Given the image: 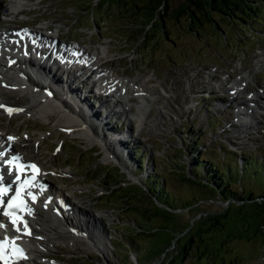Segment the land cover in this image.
I'll return each mask as SVG.
<instances>
[{
    "label": "rangeland",
    "instance_id": "374dc122",
    "mask_svg": "<svg viewBox=\"0 0 264 264\" xmlns=\"http://www.w3.org/2000/svg\"><path fill=\"white\" fill-rule=\"evenodd\" d=\"M89 1L0 0V30L9 28L20 33L48 24L51 31L42 32L57 35L60 42L78 41L91 53L109 50L105 66L118 72L124 82L140 77V84L148 90L145 99L138 103V98L130 93L132 89H128L130 96L124 95L131 97L127 104L134 111L126 115L132 117V123L124 117L115 122L104 119V113L97 111L99 117L92 126L86 123L92 121L91 112L81 116L58 101L78 126L83 123L92 130L89 138L71 135L55 123L52 112L56 107L50 105L40 109L49 115L30 112L7 117L0 111V132L4 129L10 134L30 136L26 143L15 147L28 160L43 165L41 176L52 188L60 189L70 201L88 210L90 216L104 211L101 218L95 216L98 228L94 227V234L104 233L102 246L106 253L98 251L86 237L75 240L64 236L49 254L61 257L62 260L56 259L60 264H169L170 259V264H264V204H259L258 199L226 202L225 198L208 194L210 191L198 184V178L191 182L184 176H196L191 171L196 164L192 157L199 154L200 162L208 160L220 171L228 172L226 182L239 195L257 196L264 190V182L255 176V165L259 170L264 166V109L253 106L252 115L242 118H234L231 109L227 110L229 118H225L223 109L234 103L225 104L233 92L230 87L234 88V81L241 77L249 90L236 97L249 101L255 96L253 102L264 105V31L250 37L243 26L216 16L212 18L217 25L209 20L195 28L188 22L186 12L174 16L173 11L184 0H167L163 26L157 21L141 38L139 27L144 26V16H148L143 10L148 9L146 0H93L91 5ZM19 4L22 6L17 12L13 9L5 14L12 5L17 8ZM20 11L25 12L15 14ZM198 69L206 81L201 80L202 76L198 78ZM148 79L152 83L143 82ZM126 87L134 86L128 83ZM18 91L0 84L6 104L30 101ZM257 93L260 95H254ZM115 95L109 98L114 99ZM90 100L96 103L86 101L94 110L97 101ZM216 100L223 101V105ZM73 103L78 109L79 105ZM214 104L216 108H212ZM138 107L147 112L143 120L138 116ZM106 120H111L107 127L103 124ZM240 120H245L246 130L235 126ZM101 124L103 135L98 137L94 132L100 130ZM109 128L121 132L109 135ZM122 132L125 135L116 139L117 145L111 138ZM103 142L109 146V154ZM57 145L61 147L56 149ZM140 157L142 172L135 173V177L134 168ZM154 170V177L159 176L168 190L170 201L163 197L160 203L155 201L150 189L152 181L144 177L154 174ZM165 204L174 209H166ZM225 209L224 217H219ZM206 214L220 220L216 223V218ZM189 238L191 246L183 259H172L175 250Z\"/></svg>",
    "mask_w": 264,
    "mask_h": 264
},
{
    "label": "bare ground",
    "instance_id": "6f19581e",
    "mask_svg": "<svg viewBox=\"0 0 264 264\" xmlns=\"http://www.w3.org/2000/svg\"><path fill=\"white\" fill-rule=\"evenodd\" d=\"M14 6L15 5H12L9 8L8 13H12L14 10L17 12L22 5L19 4L17 8ZM43 30L51 31L50 25L45 24L44 26H39V29H25L20 32V35H17V33L13 32V30H10L9 28L0 30V84H3L4 86L8 85L9 89L12 90H19L22 92V94L29 97L30 99L29 102L24 104H22L23 102L17 103L15 106L16 109H14L11 114H9V111L6 112V116L10 117L16 115L17 110V114H31L30 112H32V115H49V112L40 109L45 105H50L56 107V110L52 112L56 118L54 121L55 123H60L63 129L71 132V135H84L86 138L91 136L92 130L87 129L85 127L86 125L83 123L78 126L75 120L71 118L68 113H66L68 110L61 103L67 106V108L71 107L73 111H77L81 116L86 117L87 114L91 112L92 121L89 120L86 123L91 124L92 126L96 124V119L98 120L99 116L97 111L104 113V119H112L113 121H116L117 119L124 117L125 120H128V122L132 123V117L129 115L127 116L126 113H130V110H134V108L127 104L130 103L131 100L130 98H125L124 95H129L128 89H132L130 93H132V96L138 98L137 103L143 101L146 95L145 92L147 93L148 90L146 91V87L140 84L142 79L136 76L133 78L131 77V80L127 82L120 80L118 76L119 73L117 71V73H114L111 71V69L107 68L109 66H105V64L108 63V61H106V57L109 50L102 52L95 50V53H91L78 41L60 42L58 41L57 35L55 36L50 33L44 34V32H42ZM28 39L35 41L41 47L40 53H43L45 61L36 63L35 60H32L33 58H29L32 61L24 62V58H18L20 57L19 55L15 56L13 54L17 49L11 47V43L16 42L19 45L18 47L20 48L17 50V52L20 53L24 47H30ZM54 51L66 60V64L58 63L55 59H52L51 62L49 61L50 54ZM71 52L77 54L78 58L72 59L70 54ZM4 60L7 63H4ZM70 61L71 63L69 64ZM48 62H50L49 66L46 65ZM184 73L185 71L183 74ZM200 73L201 71L198 69V78L199 76H202L203 78L201 77V80L206 81V78L204 79V75H200ZM62 74L65 75L64 79L61 77ZM94 74L96 75L97 80L100 81V84H106L109 86L108 89H102L99 87L102 89V91L101 94H98V96H94V92H92L94 80H90V77H92ZM211 79L214 78L211 77ZM226 80L228 79L226 78ZM143 82L148 84L152 83V80L148 79L144 80ZM193 82L194 81L191 83ZM128 83L133 84L134 87H126ZM234 85V88L230 87L233 92L230 93V96L228 99H226L225 104L228 102L234 103L227 104L223 108L226 111L225 118H229L230 112L227 111L228 109H231L230 111H234L232 112L234 113L233 116L235 115L234 118H242L243 115L251 116L253 106L258 107L260 110L264 109L263 104L259 105V103L250 100V102L247 101L246 98L240 100L236 97L238 93L249 90L248 86L245 84L244 77H241L239 80L236 79L234 81ZM193 86L195 85L193 84L192 87ZM36 89L38 91H36ZM67 89L69 90L66 94L64 93V90ZM237 89H239V92L235 91ZM110 90H112V93H110ZM234 91L236 92L235 94ZM1 94L2 93L0 92V105L3 106L5 105V100L3 99L7 98ZM71 94L72 96L70 97ZM114 94H116L115 99H110L109 97L113 96ZM254 95L259 96L260 94L257 93ZM89 97L97 101V108L94 110H92V108H90V104L86 102L89 100L91 105H96V103L92 102ZM254 97L252 98L254 99ZM111 100L113 101L111 102ZM72 101L79 105L78 109L74 107V103ZM215 103L223 105V101L221 100H216ZM56 104H58L60 109H57ZM120 105L123 106V111L117 112L115 107ZM3 107H0V111L2 109V112L5 113ZM212 108H216V104H214ZM142 109L143 108L138 107V116L143 120V117L147 112H145V109ZM104 119L102 120L103 122ZM240 121L241 122L237 123L235 126H237V129L239 130L243 128L246 130L247 125L244 124L245 120ZM226 122L228 123L229 119H226ZM102 128L104 127L101 124L100 130H97L94 132V134L96 136H102ZM140 130L141 128L139 131ZM126 131L127 134H129V130L126 129ZM103 132L105 133L104 130ZM138 134L140 133L138 132ZM8 135L14 137V140L9 141L8 138H6ZM123 135H125V132L117 135L119 136L117 139H122ZM104 136L106 137V133ZM29 138L30 136L27 134H10V132H6L4 129H2V132H0V144L3 145L0 150L6 149L5 152L0 153V182L12 183L13 185L16 184V164L18 163L20 165H24L28 159L18 152L15 146L20 143H26V140ZM114 138L115 137L113 136L111 139L113 140ZM111 139L107 143H112ZM105 144L106 143L103 142V147H105L106 152H110L108 150L109 146H106ZM7 145L8 147H6ZM14 156L19 157V160L13 164H9L8 161L12 160ZM42 172L43 170L41 173ZM41 173L39 177H37L36 181H39V186L41 185L43 192L39 194L38 198L32 200L29 203L28 217L27 221L25 222L27 225L26 229H30L31 233L29 235H16V237L20 239L21 244H23L25 247V254L27 256V259H25L24 262H19L18 264H60L56 261V259L59 260L61 257L56 255L51 256L49 252L52 246H56V242L58 240H64V236H68L70 238L73 237V239L86 237V239L90 241L93 246L96 245L95 248H97L98 251L103 250L105 252L104 233H97L96 235L94 234V227L98 228V225L95 223V221L98 222L96 217L101 218L99 215H104V211L98 210V214H94V217L96 216L95 218L92 216L93 214L90 216L87 212L88 210H82L80 205L70 201L66 195L62 194L60 189L52 188L49 184H47V182L42 178ZM60 173H64V171H60ZM24 174H27L26 167L21 171V177ZM46 191L48 194H46ZM44 193L46 195H44ZM0 224L4 225V227H0V237L3 239L4 236H9L11 231L7 232L9 231V227L6 225V219L4 218L1 210ZM26 229L24 228L23 224V228L19 232H24ZM92 236H94V239ZM97 240L100 241L99 244L95 243ZM102 242L104 243V246H102Z\"/></svg>",
    "mask_w": 264,
    "mask_h": 264
},
{
    "label": "trees",
    "instance_id": "16d2710c",
    "mask_svg": "<svg viewBox=\"0 0 264 264\" xmlns=\"http://www.w3.org/2000/svg\"><path fill=\"white\" fill-rule=\"evenodd\" d=\"M144 1V0H141ZM93 0L89 1L91 5ZM145 5L148 6V9L145 8L148 16H144L147 19L143 22L144 26H140L142 29L141 38L145 37L147 31L157 22L159 21L160 25L163 26V14L168 9L167 0H146ZM197 10V11H196ZM186 12V13H185ZM175 17H179L181 13H185L187 16L188 22L195 28L209 22V20H213L212 16H216L218 18H224L230 22H233L236 26L242 27L250 37L255 36L254 33H262L264 31V0H184L180 3L176 9L173 11ZM147 21V22H146ZM142 25V22H141ZM213 25H217V23L213 20ZM136 155L138 152H135ZM202 155H200L201 158ZM203 157V156H202ZM196 164L192 166L191 171H194L195 175L191 176L184 173L185 178L192 180L199 179L197 181L198 184H203L206 186L208 194L213 196H217L219 199H224L227 202L228 200L236 199L237 201H242L243 203L249 200L258 199L259 204H264V190H262L257 196L253 194H248L246 196H241L239 191H234L231 189L230 182H226L225 174H228L227 171H220V168L216 165L212 164L208 160H204L200 162L199 154L197 156L192 157ZM140 161L138 163L137 170L134 173H138L142 171L143 161L142 157L139 158ZM192 159V160H193ZM208 161V163H206ZM236 167L238 168V162L234 161ZM202 167V171H198L200 167ZM255 176L264 182V166H262V170H259L258 166H256ZM198 172V173H196ZM157 173V170H154V174H148V181H152L150 185V189L152 190V194L156 196V202L160 203V198H166L167 201H170V194L168 190L162 185L161 179L159 176L154 177ZM159 175V174H158ZM202 178V180L200 179ZM232 180V176L229 175V181ZM229 185V186H228ZM149 189V190H150ZM187 203V202H186ZM186 203H184L186 205ZM188 204V203H187ZM165 208L169 209L172 207L170 204H165ZM227 210L223 211L220 216L226 214ZM207 216H213L216 218V223L220 220V218L213 214H206ZM204 216H202L203 218ZM201 218V217H200ZM186 228V227H184ZM181 232V231H180ZM130 241H132L130 239ZM192 238H189L184 242L182 247L179 250H175L176 256H173L176 260L177 256H180V261L183 259L184 254L191 246ZM169 264L171 263V259L169 260ZM179 262V261H177ZM180 263V262H179ZM172 264H175L173 262Z\"/></svg>",
    "mask_w": 264,
    "mask_h": 264
},
{
    "label": "snow or ice",
    "instance_id": "6c2138e0",
    "mask_svg": "<svg viewBox=\"0 0 264 264\" xmlns=\"http://www.w3.org/2000/svg\"><path fill=\"white\" fill-rule=\"evenodd\" d=\"M17 35H20V33H17ZM0 107H3L0 105ZM9 114H11L12 109H8ZM18 111V110H17ZM9 141L14 140V137H8ZM19 157L14 156L12 160L8 161L9 164H13L14 162L18 161ZM25 167L32 170V175L30 177H24L23 180L21 178V175L19 174L20 171H22ZM16 183L19 185V187L16 188L15 194L7 200V203L5 205V210L3 211V214L7 217L11 218V224L16 228L17 231H20V227L18 226L20 223H22V218L18 215H15L16 209L24 210L27 208V205L25 201L22 199V194L29 188L35 186V181L37 180V174L39 173V169L35 164H29V165H20L16 164ZM8 188L0 187V197H3L7 194ZM27 195L31 196L33 200H35V196L29 191L27 192ZM4 201L0 200V204H3ZM30 211V210H29ZM0 227H4L3 224H0ZM24 228H27L26 223H24ZM30 234V233H26ZM5 244H10L12 249V255L13 257H20L23 255V250L18 248L14 241H9L7 237H5L4 240H0V260H4V264H9V261L5 259L4 256V250H5Z\"/></svg>",
    "mask_w": 264,
    "mask_h": 264
}]
</instances>
